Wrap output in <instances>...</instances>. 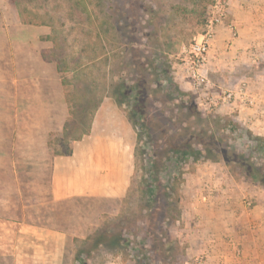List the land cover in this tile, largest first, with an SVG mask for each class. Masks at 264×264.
<instances>
[{
    "label": "crops",
    "instance_id": "crops-1",
    "mask_svg": "<svg viewBox=\"0 0 264 264\" xmlns=\"http://www.w3.org/2000/svg\"><path fill=\"white\" fill-rule=\"evenodd\" d=\"M48 49L29 71L26 57L9 53L0 73V264H67L75 237L87 238L96 222L84 211L97 210V218L131 189L137 134L111 96L102 97L86 133L66 139L64 151L51 147L49 135H62L69 108L56 63L44 58ZM202 72L220 110L264 135V0L230 1ZM178 73L188 88L186 73ZM241 86L250 104L223 100L222 91ZM201 168L204 185L190 191L186 222L197 254L204 264H264V189L243 181L220 186L217 172ZM247 196L255 202L250 210L241 202Z\"/></svg>",
    "mask_w": 264,
    "mask_h": 264
},
{
    "label": "rangeland",
    "instance_id": "rangeland-1",
    "mask_svg": "<svg viewBox=\"0 0 264 264\" xmlns=\"http://www.w3.org/2000/svg\"><path fill=\"white\" fill-rule=\"evenodd\" d=\"M196 1L0 0V55L6 54L0 58V73H5V59L9 53L19 60L26 57L29 71L34 69L41 49L52 47L58 61L66 65L64 71L57 73L59 79L67 80L64 90L70 93L79 87L80 93L90 92L99 102L103 96L117 92L119 85L133 81L136 73L130 65L134 60L150 59L160 63L165 59L170 65L173 82L194 97L201 111L216 112L238 121L233 113L220 110L219 100L214 99L208 86L194 88L187 76L190 45L204 28L200 23L203 19L201 6H195ZM19 13L26 21L37 24L18 21ZM8 45L11 49L7 52ZM49 69L51 73L53 65H49ZM180 71L186 73L188 88L179 83ZM171 105L154 102L151 114H157L164 106L168 111L166 115L172 116L174 121L178 113ZM120 106L128 113L125 104ZM49 140L56 152L64 151L68 145L60 133L52 132ZM144 142L146 137L136 144L135 171L127 196L119 203L108 204L97 218L93 217L97 216V210L84 211L96 222L87 238L75 237L73 258L68 259L67 264H204L206 257L197 254L198 244L187 231L186 223L191 211L188 206L192 200L190 191L204 185V180L197 176L201 165L206 163L211 171L222 177L220 186L248 181L232 177L220 162L198 161L183 166L182 180L175 187L176 205L172 199L161 201L160 195L155 197L159 202L152 203L146 191L149 184L146 167L152 148ZM140 149L147 150L148 154H141ZM241 202L248 210L255 205L250 196L242 198ZM164 211L166 216L160 220ZM75 228L81 230L82 227Z\"/></svg>",
    "mask_w": 264,
    "mask_h": 264
},
{
    "label": "trees",
    "instance_id": "trees-1",
    "mask_svg": "<svg viewBox=\"0 0 264 264\" xmlns=\"http://www.w3.org/2000/svg\"><path fill=\"white\" fill-rule=\"evenodd\" d=\"M211 2L197 0L195 4L201 6L200 15L203 19L200 23L203 26L208 16L206 7ZM19 17L22 23L37 24L26 21L20 13ZM44 53H47L45 59L55 61L58 73L65 70L66 65L58 61L56 50L48 49ZM130 68L136 73L133 81L128 85H119L117 92H111L110 96L118 105L127 106V117L135 128L137 143L143 142L146 137L144 143L152 148L146 167L149 181L146 191L152 203L159 202L160 199L156 200L155 197L160 195L161 201L172 199L176 205L178 197L175 196V187L182 180V168L198 161L220 162L232 177L264 188V135L254 134L233 117L201 111L194 97L173 82L169 74L170 65L165 59L160 63L150 59L144 62L134 60ZM61 83L66 87L67 80L62 77ZM79 90V87H76L75 92L65 90L69 116L63 125L62 138L68 140H76L88 131L100 102L90 92L80 93L82 90ZM154 102L167 106L172 104L178 113L174 121L172 116L166 115L168 111L164 106L157 110V114H151ZM140 153L148 154V151L140 149ZM165 216L164 211L160 220Z\"/></svg>",
    "mask_w": 264,
    "mask_h": 264
},
{
    "label": "built area",
    "instance_id": "built-area-1",
    "mask_svg": "<svg viewBox=\"0 0 264 264\" xmlns=\"http://www.w3.org/2000/svg\"><path fill=\"white\" fill-rule=\"evenodd\" d=\"M231 0H212L207 7V19L203 31L194 38L189 48V57L187 59V76L192 82L194 88L208 86V79L202 72V67L206 63L207 54L210 44L215 36L216 27L224 22L228 16V10ZM232 29V25H228ZM221 96L227 102H246L247 99L245 88L241 86L237 91L227 89L222 91ZM247 205L250 202L247 201Z\"/></svg>",
    "mask_w": 264,
    "mask_h": 264
}]
</instances>
